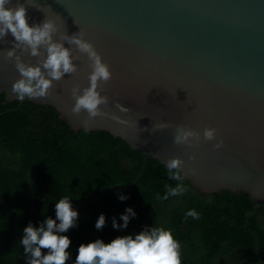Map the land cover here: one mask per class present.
Segmentation results:
<instances>
[{"label": "water", "instance_id": "obj_1", "mask_svg": "<svg viewBox=\"0 0 264 264\" xmlns=\"http://www.w3.org/2000/svg\"><path fill=\"white\" fill-rule=\"evenodd\" d=\"M45 16L69 35L85 30L113 73L100 85L108 102L95 117L72 112L71 86L87 87L91 71L75 45L76 73L56 81L49 96L17 99L12 85L20 73L4 55L11 35L0 41V96L52 106L73 131L108 132L145 156L134 183L112 186L75 208L139 186L150 161L166 166L176 156L185 161L183 180L202 193L230 191L264 203V0H34L30 22ZM23 59L35 64L39 58L24 53ZM164 121L168 127L156 129ZM181 124L198 131L200 141L176 143ZM206 127L217 129L215 140H203Z\"/></svg>", "mask_w": 264, "mask_h": 264}, {"label": "trees", "instance_id": "obj_2", "mask_svg": "<svg viewBox=\"0 0 264 264\" xmlns=\"http://www.w3.org/2000/svg\"><path fill=\"white\" fill-rule=\"evenodd\" d=\"M14 110L13 113H6ZM0 264H27L19 240L31 221L55 216V203L64 195L76 207L97 199L115 185L132 184L141 174L145 156L108 132L73 131L52 106L31 101L8 102L0 96ZM187 191L167 200L166 185L177 181L166 166L150 161L139 186L116 189L94 205L79 209V226L69 230L73 264L81 243L135 234L145 226L171 228L181 243L182 264H262L264 261V203L230 191L204 194L182 180ZM118 190L129 199L120 201ZM126 206L138 215L126 229H114L112 217ZM195 209L199 218L185 213ZM101 213L104 228H95ZM255 233L256 236L253 234ZM259 242V250L257 243ZM44 252L47 249L43 250Z\"/></svg>", "mask_w": 264, "mask_h": 264}, {"label": "clouds", "instance_id": "obj_3", "mask_svg": "<svg viewBox=\"0 0 264 264\" xmlns=\"http://www.w3.org/2000/svg\"><path fill=\"white\" fill-rule=\"evenodd\" d=\"M34 0L13 4V0H0V41L9 35L13 37L12 47L4 50L9 60H14L20 78L12 85V92L17 99L24 100L27 96L40 98L49 96L56 81L63 80L66 74H74L78 70L75 62L78 57L73 54L71 45L86 53L90 61L91 71L88 73L89 84L81 89L79 82L71 86V95L75 99L72 112L79 114L86 110L90 117L98 114L99 106L108 102V97L102 95L101 82L112 78L110 65L105 62L102 54L94 44L86 39V32L82 28L69 35L61 31L57 20L45 16L42 22H30L29 5ZM58 37V38H57ZM65 42L69 46H65ZM20 50V51H18ZM29 53L38 57L35 64L23 59V54ZM87 122H85L86 124ZM156 129L168 127L166 121L157 124ZM217 129L206 127L203 140H215ZM201 139V134L184 125H179L174 134V141L178 144H195ZM223 139L218 140L214 147L223 146ZM191 156L190 159H194ZM185 161L179 157L169 158L166 163L167 175L171 180L177 181L175 186L166 185V191L157 198L167 200L169 197L179 196L188 189L182 183L181 175ZM117 198L120 201L129 199L123 191L118 190ZM138 213L132 206H126L119 216L112 217L114 229H126L132 218ZM79 209L73 205V198L64 195L55 203V216L46 215L38 224L29 222L22 230L19 240L23 246L24 257L27 264H66L72 258L69 251L73 241L66 233L79 226ZM188 217L199 218L195 209L185 213ZM106 214L101 213L95 222V228L102 230L106 224ZM47 249L46 252L43 250ZM73 264H182L181 243L175 237L171 228L164 226H145L135 234L118 235L106 242L103 238L81 243Z\"/></svg>", "mask_w": 264, "mask_h": 264}, {"label": "flooded vegetation", "instance_id": "obj_4", "mask_svg": "<svg viewBox=\"0 0 264 264\" xmlns=\"http://www.w3.org/2000/svg\"><path fill=\"white\" fill-rule=\"evenodd\" d=\"M263 260H261V263L263 264V262H262ZM188 264V263H187Z\"/></svg>", "mask_w": 264, "mask_h": 264}]
</instances>
